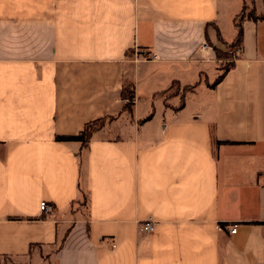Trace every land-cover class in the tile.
<instances>
[{
  "label": "crops",
  "instance_id": "obj_1",
  "mask_svg": "<svg viewBox=\"0 0 264 264\" xmlns=\"http://www.w3.org/2000/svg\"><path fill=\"white\" fill-rule=\"evenodd\" d=\"M247 1L0 0V264H264V18L210 86Z\"/></svg>",
  "mask_w": 264,
  "mask_h": 264
},
{
  "label": "trees",
  "instance_id": "obj_2",
  "mask_svg": "<svg viewBox=\"0 0 264 264\" xmlns=\"http://www.w3.org/2000/svg\"><path fill=\"white\" fill-rule=\"evenodd\" d=\"M245 5L242 7V9L240 10V12L235 16L234 18V26L236 28V36L234 38V40L231 43H225V47H231L234 45H239L241 44V38H242V21L245 18H252V19H257V18H264V14L261 15H256L255 14V10L254 8L248 12L245 13ZM215 55L218 59H227L230 57V54L227 52V50H221L219 48L213 47ZM233 65V61H227L226 64H222L220 65V69L222 70L221 74H219L215 80L210 84V86H214L215 84H217L219 82V80L222 78L223 74ZM121 97L123 99H125V104H124V109L128 110L129 112H131V106L134 102V85L132 82H124L122 90H121ZM184 102V99L182 97L181 99V104L180 106H182ZM152 115V112L146 116L144 119H142V121H145L147 119H149ZM104 119L105 118H100V119H96L93 120L91 122H88L85 124L84 128L76 135H58L56 136V139L58 140H78L81 142L82 145L87 144V142L89 141L92 133L101 128L104 124ZM110 119V118H109ZM4 258L6 256H3Z\"/></svg>",
  "mask_w": 264,
  "mask_h": 264
},
{
  "label": "built area",
  "instance_id": "obj_3",
  "mask_svg": "<svg viewBox=\"0 0 264 264\" xmlns=\"http://www.w3.org/2000/svg\"><path fill=\"white\" fill-rule=\"evenodd\" d=\"M208 45L207 44H203L202 46V49L206 48ZM134 53L136 54L135 55V58L134 60H155L156 59V55H153V56H141L140 58L137 56V47L134 46ZM240 46L239 45H234L232 46L230 49H229V52L231 54V60L233 61L237 55L240 53ZM39 208H40V211L44 214H47V215H51L54 211V206L49 203L48 201L46 200H41L40 203H39ZM154 226H155V222L152 220V219H146V220H143L141 222L138 223V231L141 232V233H150L153 231L154 229ZM236 230V225H231L229 226V232L230 233H234ZM116 245V242L115 240H111V247H114Z\"/></svg>",
  "mask_w": 264,
  "mask_h": 264
},
{
  "label": "rangeland",
  "instance_id": "obj_4",
  "mask_svg": "<svg viewBox=\"0 0 264 264\" xmlns=\"http://www.w3.org/2000/svg\"><path fill=\"white\" fill-rule=\"evenodd\" d=\"M263 2H264V0H263ZM253 8H254V3H253V1H252V0H248L247 3H246V5H245V10H244V12H245V13H248V12H250ZM263 14H264V13H263ZM231 47H232V46H231ZM231 47L225 48V49H223V50H227V52L230 54L229 49H230ZM231 57H232V56H231V54H230V57H229V58H227V59H220V60H221L220 65H222L223 63L226 64L227 61H232V60H231ZM176 90H177L176 84H172L171 89H170V91L167 93V95H170L171 93L175 92ZM140 105H142L141 102H140ZM108 119H109V118H105V119H104V123H105Z\"/></svg>",
  "mask_w": 264,
  "mask_h": 264
}]
</instances>
